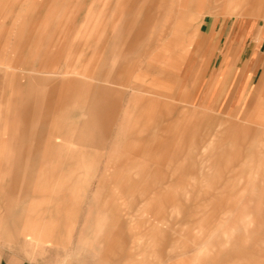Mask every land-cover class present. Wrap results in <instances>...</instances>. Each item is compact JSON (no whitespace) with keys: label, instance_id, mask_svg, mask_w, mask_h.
I'll return each mask as SVG.
<instances>
[{"label":"rangeland","instance_id":"rangeland-1","mask_svg":"<svg viewBox=\"0 0 264 264\" xmlns=\"http://www.w3.org/2000/svg\"><path fill=\"white\" fill-rule=\"evenodd\" d=\"M130 1L0 0V256L264 264V103L253 96H264V69L244 67L264 46V2L235 16L229 5L240 0H145L134 12ZM99 10L105 24L94 32ZM212 17L228 22L224 43L245 37L225 77L231 55L220 71ZM83 75L112 101L91 119L86 101L69 111L79 164L36 165L47 178L39 189L29 181L16 191L27 196H10L12 108L46 76L57 95L64 83L81 95Z\"/></svg>","mask_w":264,"mask_h":264},{"label":"crops","instance_id":"crops-1","mask_svg":"<svg viewBox=\"0 0 264 264\" xmlns=\"http://www.w3.org/2000/svg\"><path fill=\"white\" fill-rule=\"evenodd\" d=\"M102 1L105 3L109 0ZM175 1L171 0L170 3H179ZM262 1L264 2V0ZM117 2L120 3V6H123L122 4L127 3V0H117ZM130 2L129 7L133 9L132 12L138 10V8L144 6L145 4V0H131ZM180 2L182 3V0ZM246 2L249 1H245L244 3ZM95 16L96 19H94L95 23L93 25V30L94 32H100V30H103L104 28L101 24H105L101 21L102 17H100L102 16V10H99ZM231 17L235 18V16ZM97 18H99L100 21ZM227 24L228 22L222 18L216 20L212 17L210 20L209 34L212 38L213 48L215 50H219L220 46L224 43V34ZM143 25L140 24L137 31H140ZM116 27L117 20L115 19V21L111 23L110 28L116 30ZM124 28L125 26H121L119 28V37H121ZM93 30L91 29L92 32ZM231 36L230 40L222 45L224 52L220 71L224 61V54L231 55V59H229L228 62L230 60L232 61L230 67L227 69V72L223 75L224 77L228 76L231 72L230 69H232L234 62L233 58L242 52L241 45L245 38L243 36H239V33L235 34V36L232 34ZM119 43L121 44V42ZM254 50L255 51L253 52L257 53L264 52V46L262 45V47ZM257 53L254 55L255 57L251 54L249 58L246 59V64L244 65L245 68L252 69L257 67L258 69L260 67L264 69V58L261 62V56ZM253 57L254 59L252 61L251 58ZM83 76L85 77L83 80L85 84L84 89L81 91V95L80 88L77 85L72 87L71 84H69V87L68 84L64 83V85L60 88V93L57 95V93H55V87L52 83L54 79L51 78V76H46L42 79H35L33 80L35 81L33 83H37L35 85H40V89L37 90L33 87H28L26 93L23 95L21 106L12 108L13 112L10 114L13 115L16 120V122L15 120L12 122L14 126L13 136L11 137V141H9L11 143H7L3 147L6 151V157L9 159L7 162L9 165L7 173L9 175L10 190L12 193H10V196H19L21 198L27 196L25 192L16 193V191L26 189L29 181H32L31 187L33 189H39L41 186V180L45 181L47 178L40 179L41 173L40 170L35 167L36 165L44 164V166H46L53 164H66L73 166L79 164V127L78 125L74 126L75 123L73 118L69 117V111L76 108L81 100L86 101L88 102V117L91 119L95 118L99 114V110L106 108L109 102L112 101L110 90L99 86L91 90L89 88V82L91 81L90 78L92 76ZM263 80L264 77L261 79L260 84ZM260 92L261 90L259 91L258 88L255 89L253 96L258 93V101H263L264 103V96L263 94H260ZM142 99L143 98H139L138 100ZM55 109L58 111L57 114L56 111H54ZM59 123H61L62 126L60 129L56 130V126ZM48 156V161L39 160L40 158H48ZM11 228H13V225ZM0 264L40 263L27 258L19 252L9 251L0 256Z\"/></svg>","mask_w":264,"mask_h":264},{"label":"bare ground","instance_id":"bare-ground-1","mask_svg":"<svg viewBox=\"0 0 264 264\" xmlns=\"http://www.w3.org/2000/svg\"><path fill=\"white\" fill-rule=\"evenodd\" d=\"M245 1H251V0H240V2H238V3L230 4L229 5V10L230 11H228V12L233 14V15H235V16H237L239 14H244L242 8H243V4H244Z\"/></svg>","mask_w":264,"mask_h":264}]
</instances>
